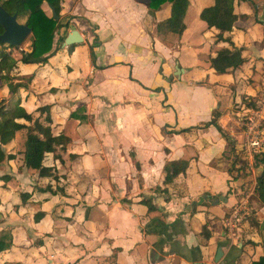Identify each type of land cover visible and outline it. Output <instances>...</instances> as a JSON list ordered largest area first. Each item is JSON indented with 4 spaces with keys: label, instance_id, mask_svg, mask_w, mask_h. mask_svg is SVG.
Returning a JSON list of instances; mask_svg holds the SVG:
<instances>
[{
    "label": "crops",
    "instance_id": "obj_1",
    "mask_svg": "<svg viewBox=\"0 0 264 264\" xmlns=\"http://www.w3.org/2000/svg\"><path fill=\"white\" fill-rule=\"evenodd\" d=\"M212 1L189 0L186 28L166 35L157 32L156 22L170 14L169 2L150 13L148 0L62 1L60 22L67 31L78 29L82 41L72 50L62 41L45 62L19 61L18 68L31 70L19 74L16 67L15 73L31 75L27 80L36 85L21 86L20 103L36 116L37 106L49 104L53 132L70 141L58 149L60 158L51 151L44 157V164L57 168V180L24 166L23 152L19 164L11 161L10 179H0V230L12 234L0 264H252L264 257V204L253 193L259 168L235 177L239 164L229 170L226 138L214 124L204 125L219 108L220 127L246 158L237 129L247 107L242 79L257 69L254 57L264 60V30L245 44L237 22L241 0H230L238 17L226 33L247 61L213 73L210 46L217 28L199 16ZM257 18L264 26V6ZM210 76L220 85L235 82L238 109L223 93L218 101ZM184 89L190 96H176ZM179 158L188 160L186 171L164 183L165 162ZM48 182L63 191L35 187L28 200L38 202H21L23 188ZM241 200L248 214L229 231L224 219ZM37 210L45 213L34 221ZM204 222L208 238L200 233Z\"/></svg>",
    "mask_w": 264,
    "mask_h": 264
},
{
    "label": "trees",
    "instance_id": "obj_2",
    "mask_svg": "<svg viewBox=\"0 0 264 264\" xmlns=\"http://www.w3.org/2000/svg\"><path fill=\"white\" fill-rule=\"evenodd\" d=\"M63 0H0V4L10 13L17 12V20L19 17H25L23 21L31 28V34L28 41L20 47L10 45V50H0V89L6 84L10 91V96L7 102L0 103V161L6 159L11 162L15 156L16 151L5 150L4 147L9 145L13 140L15 131L25 128V139L23 152V165L35 169L38 177H52L59 178V173L54 165H46L43 163L47 152H53L54 156L61 157L58 151L65 149L70 141V137L63 132H53L52 119L50 115V105L41 104L37 106L39 115L33 117L21 103L18 95V89L26 85L21 80H13L17 74H11V71L17 67L19 61L23 63L28 62H45L48 56L54 51L52 47L54 42V33L61 23L58 19L60 16L61 3ZM42 2H47L51 10L54 9L57 16L48 15L42 8ZM164 2L170 3V14L160 20H157V32L166 35L167 33H182L186 28L187 23L184 19L189 0H148V10L153 13L159 9ZM201 19L205 20L208 26H215L217 31L214 34V39L211 43V49L214 54L210 57L209 66L215 74H222L230 72L232 69L241 66L247 61V57L242 54V47L237 46L231 39L230 34L226 33L232 29L234 21L238 14L232 11L230 0H213L212 3L205 5L199 12ZM3 30L0 24V32ZM220 41H227L228 45H218ZM74 44L68 45V50H72ZM92 59L94 52L90 48ZM31 78V75L27 79ZM208 84V80H205ZM249 96L241 97V101L246 106L253 104V98L247 99ZM43 115L40 118V115ZM220 115V109L214 108L212 110L211 119L207 124H214L217 129L223 134L228 142L229 153L231 155L230 169L233 165L238 163L239 166L235 173V177H245L251 171V167L259 168L255 175V184L253 188L254 198L260 204H264V149L258 150L253 155L251 167L245 158L240 156L239 152H235V145L233 139L223 131L217 119ZM22 118L27 121H19ZM75 153L70 152L69 157L73 158ZM188 166V160L184 158L167 160L164 164V183L171 182L178 174L184 173ZM11 174L8 172L0 174V179L4 182L9 180ZM38 190H49L53 193L57 190L63 191L61 187L53 188L51 183H46L44 186L33 184L31 189L23 188L20 191L21 202H27L32 194L34 188ZM164 189V188H163ZM147 204L148 210L153 208V205L148 198L141 199ZM38 201L31 200L30 203L36 204ZM13 207H17L14 205ZM44 211L37 210L33 214L34 221H38L43 215ZM248 217V216H247ZM207 222L202 223L200 233L206 238L209 237L210 231ZM39 242V239L35 240ZM12 243V234L8 230H0V251L8 248ZM252 264H264V257H259L258 260L252 261Z\"/></svg>",
    "mask_w": 264,
    "mask_h": 264
},
{
    "label": "rangeland",
    "instance_id": "obj_3",
    "mask_svg": "<svg viewBox=\"0 0 264 264\" xmlns=\"http://www.w3.org/2000/svg\"><path fill=\"white\" fill-rule=\"evenodd\" d=\"M241 4L242 6L240 7V14H239V18H238V24L240 25V27H238L240 29V34L241 36H246V41L245 44H252L253 41L256 39V36L262 31L264 30V26H263V22L257 18V14H260L263 6H264V0H241ZM42 8L45 10V12L48 15H51L52 10L50 8L49 5L46 4V2H42L41 4ZM59 19V17H58ZM25 20V17H19V21L23 22ZM64 20V18H63ZM60 21V19H59ZM64 23V22H63ZM64 26L65 30H63L61 27ZM67 24L64 25L62 24L61 26H58L55 30L54 33V42L52 47L53 48H57L60 43L63 41V36H66L67 32ZM70 27V25H69ZM75 28V27H74ZM62 29V30H61ZM72 29V28H70ZM83 31V30H82ZM84 33H86V31H83ZM29 36L26 37V39L23 41V45L28 41ZM255 42V41H254ZM21 44V45H22ZM10 45L9 44H0V50H10ZM247 51H249L250 53L252 52L251 49H248ZM257 60V61H256ZM254 64L256 63L257 65V69H253V72L251 73V75H248V73H246L245 77L242 79L243 80V87L245 90L243 93L240 94V97L243 96H252V100H253V104H251L250 106H247L245 108V114L243 115V113H239V125H237V129L242 130L244 129V121L248 120V116H253L254 118H257V122H259V128L263 131L264 133V60L258 59L256 57H254L253 59ZM17 71L19 74H25L24 72H26V70H31V69H24V67H17ZM16 70H12L11 74H16L15 73ZM249 72V71H248ZM177 75V73H175ZM253 76V77H252ZM17 77L19 78H14L13 80H21L22 82H25L26 85L25 87L28 85V87L31 88L32 87H36V85L34 83H32L31 81H28L27 78L25 77V75H18ZM209 77V76H208ZM209 82L212 85L211 87H213L215 96L217 97L218 101L220 102V95L223 93L225 95H227V98H229V107L231 106L232 108H237L236 106L237 103H234V95H235V82L233 81H228V83H224L220 85V78H217V81L212 83V80H214L213 77L210 76L209 78ZM255 80L256 85L252 84V81ZM41 83V82H39ZM44 84V83H42ZM42 86V85H41ZM252 86L253 89H250V87ZM24 89L23 87H20L19 93L21 91L22 95L24 94ZM252 90V91H250ZM248 93V94H247ZM183 94L184 96L187 94L189 95V89L188 91H186L184 89V92H179L176 94V96L180 97V95ZM197 94V93H196ZM222 94V95H223ZM250 94V95H249ZM201 94H198L197 96H200ZM221 95V96H222ZM10 96V91L9 88L6 84H4V86L0 89V103L1 102H7L6 100L8 99V97ZM190 96V95H189ZM249 97H247V99H250ZM181 99V98H179ZM178 99V100H179ZM243 104L245 105V103L243 102ZM246 106V105H245ZM34 108V107H33ZM34 110V109H33ZM242 111V109H240ZM35 111V110H34ZM32 113L33 116H36V112ZM243 112V111H242ZM237 114V113H236ZM25 133H26V129L22 128L18 131L15 132V137L13 138V140L9 143V145L5 146L4 149L5 150H13L16 151V157L14 159L13 162H15V164H19L21 157H22V148L24 147V139H25ZM241 138V136H240ZM262 150V149H261ZM257 151V150H256ZM255 150L252 153V157H251V161H248V156H245L248 164H251L253 161V155H255ZM244 154V153H243ZM244 156V155H243ZM243 158V157H242ZM12 164L14 165V163L12 162H8V160L4 159L2 161H0V174L5 173V172H10V166L12 167ZM251 167V166H249ZM252 171V169H251ZM249 172V174L252 176V172ZM248 183L247 182V187H248ZM1 184V183H0ZM5 187V186H4ZM2 185H0V194L2 193Z\"/></svg>",
    "mask_w": 264,
    "mask_h": 264
},
{
    "label": "water",
    "instance_id": "obj_4",
    "mask_svg": "<svg viewBox=\"0 0 264 264\" xmlns=\"http://www.w3.org/2000/svg\"><path fill=\"white\" fill-rule=\"evenodd\" d=\"M53 15L57 16L54 9ZM0 24L3 30L0 32V44H9L16 47H20L27 36L31 34V28L24 22L17 20V12L10 13L0 4ZM83 37L78 29L72 28L68 31L63 40V45H69L72 43L82 41ZM180 69V67H178ZM206 197V196H205ZM201 199V198H200ZM220 252L221 246H218L216 255Z\"/></svg>",
    "mask_w": 264,
    "mask_h": 264
},
{
    "label": "built area",
    "instance_id": "obj_5",
    "mask_svg": "<svg viewBox=\"0 0 264 264\" xmlns=\"http://www.w3.org/2000/svg\"><path fill=\"white\" fill-rule=\"evenodd\" d=\"M245 114V111L243 115ZM243 140H242V152L249 158L252 157V153L255 150L264 149V133L259 128V122L257 118L248 116V120L244 121ZM248 214V206L245 200L238 201L232 211L225 217L224 225L229 231H233L243 216Z\"/></svg>",
    "mask_w": 264,
    "mask_h": 264
}]
</instances>
